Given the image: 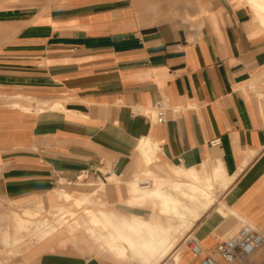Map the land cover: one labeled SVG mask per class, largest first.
Masks as SVG:
<instances>
[{
  "label": "crops",
  "instance_id": "obj_1",
  "mask_svg": "<svg viewBox=\"0 0 264 264\" xmlns=\"http://www.w3.org/2000/svg\"><path fill=\"white\" fill-rule=\"evenodd\" d=\"M8 1L0 9V97L44 104L27 102L24 113L0 101V207L16 212L40 199L55 206L59 181L84 173L101 183L107 210L164 223L126 205L127 184L147 170L167 177L170 166L211 164L231 181L215 187L222 200L187 235L203 256H214L237 222L264 236V31L246 7L233 0L0 4ZM159 102L166 113L156 124ZM144 139L156 144L150 166L137 156ZM60 237L23 248L9 264H110L60 246L70 236ZM191 260L186 252L182 264Z\"/></svg>",
  "mask_w": 264,
  "mask_h": 264
},
{
  "label": "bare ground",
  "instance_id": "obj_2",
  "mask_svg": "<svg viewBox=\"0 0 264 264\" xmlns=\"http://www.w3.org/2000/svg\"><path fill=\"white\" fill-rule=\"evenodd\" d=\"M233 1L246 7L264 31V0ZM27 102L44 104L27 96H17L6 105L12 110L28 113ZM137 156L144 166L154 164L157 161L156 144L149 139L142 140ZM230 181L220 167L204 164L199 169L189 170L170 166L167 177L147 170L129 182L126 205L148 208L164 216V223L107 210L99 195L101 183H83L86 182L84 178H79L75 184L59 181V186L51 193L57 203L55 206L40 199L31 209L20 210L19 215L0 207V254L7 253L0 264H9L16 249L23 247L27 252L50 236L58 238L63 230L70 238L61 241L60 246L67 243L77 249L85 248L110 264H161L166 259L182 264L183 256L189 252L187 243L197 242L192 235H187L188 227L218 201L219 192L215 187L224 189ZM220 207L227 211L224 203H220ZM80 211L83 212L81 215ZM198 244L200 254L197 257L191 254L192 260L186 264H195L203 256V246Z\"/></svg>",
  "mask_w": 264,
  "mask_h": 264
},
{
  "label": "built area",
  "instance_id": "obj_3",
  "mask_svg": "<svg viewBox=\"0 0 264 264\" xmlns=\"http://www.w3.org/2000/svg\"><path fill=\"white\" fill-rule=\"evenodd\" d=\"M166 109L161 102L152 110L154 122L161 124L165 118ZM211 147L219 145V140L210 143ZM87 179V174H81L79 178ZM264 244L263 234L247 223H240L237 231L220 241L215 247V256L205 255L195 264H239L253 256ZM189 252L197 257L200 254L199 245L195 241L187 243ZM220 261V262H219ZM161 264H176L174 260L166 259Z\"/></svg>",
  "mask_w": 264,
  "mask_h": 264
},
{
  "label": "rangeland",
  "instance_id": "obj_4",
  "mask_svg": "<svg viewBox=\"0 0 264 264\" xmlns=\"http://www.w3.org/2000/svg\"><path fill=\"white\" fill-rule=\"evenodd\" d=\"M10 1H8V3L7 2H5V6H8V5H11V2L9 3ZM5 6H3V5H0V9H2V8H5ZM240 6H242V5H240ZM2 30V29H1ZM16 99H17V97H16ZM3 100H6V101H8L9 103L10 102H13L14 100H15V98H13V99H11V98H1L0 97V101H3ZM7 102V103H8ZM6 103V104H7ZM82 179H83V177H82ZM145 180H146V178H144ZM75 181V182H74ZM88 182H92V183H94V180L92 179V178H89L88 177V179L86 180V182H83V183H88ZM67 183H72V184H75V183H78V181H76V180H72V181H69V182H67ZM67 183L65 184L66 186H67ZM95 183H100L99 181L98 182H95ZM220 190V189H219ZM219 199L220 200H222V196H223V192H222V190H220L219 191ZM1 204V203H0ZM2 207H4V208H8V209H11L10 207H6V206H4V205H2ZM28 208H32V206L31 207H28ZM16 210H19V209H16ZM20 210H22V209H20ZM20 210L19 211H16V214L17 215H19V212H20ZM83 212L82 211H80V213H79V215H81ZM210 215V214H209ZM204 219V218H203ZM202 222V221H201ZM200 223V222H199ZM198 223V224H199ZM239 223L240 222H237L236 224H234V226H233V232L231 233V234H233L234 232H236L237 231V229L239 228ZM63 231H65V230H63ZM193 233V232H192ZM194 237V236H193ZM54 238H55V236H54ZM58 238H61L60 236H58ZM57 239V238H56ZM223 241V240H222ZM197 244H198V242H196ZM58 244V243H57ZM199 245V244H198ZM215 249V248H214ZM23 247H22V249L20 250V248L19 249H16L15 251V256H12L11 258H15V257H17L18 255H23ZM205 252L206 253H211L212 252V250L210 251H207L206 249H205ZM21 253V254H20ZM31 253H34V252H31ZM7 253L6 252H4V253H2V254H0V258H3L4 257V255H6ZM213 255H214V253H213ZM215 256V255H214ZM29 257H30V254H29ZM31 258V257H30ZM215 258L218 260V257H216L215 256ZM220 262V261H219ZM220 264H223L222 262L220 263ZM239 264H264V247L263 248H261L258 252H257V255H255V257H253V256H251L250 258H248L247 260H245L244 262H242V263H239Z\"/></svg>",
  "mask_w": 264,
  "mask_h": 264
}]
</instances>
